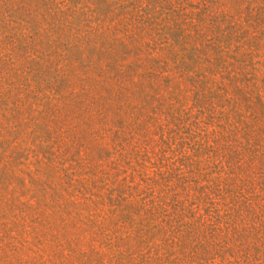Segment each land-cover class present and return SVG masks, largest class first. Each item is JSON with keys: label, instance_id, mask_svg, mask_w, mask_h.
<instances>
[{"label": "rangeland", "instance_id": "374dc122", "mask_svg": "<svg viewBox=\"0 0 264 264\" xmlns=\"http://www.w3.org/2000/svg\"><path fill=\"white\" fill-rule=\"evenodd\" d=\"M0 264H264V0H0Z\"/></svg>", "mask_w": 264, "mask_h": 264}]
</instances>
